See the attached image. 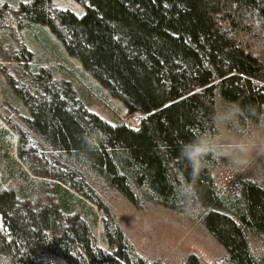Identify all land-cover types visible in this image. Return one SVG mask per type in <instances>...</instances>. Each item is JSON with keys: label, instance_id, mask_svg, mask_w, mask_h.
<instances>
[{"label": "trees", "instance_id": "1", "mask_svg": "<svg viewBox=\"0 0 264 264\" xmlns=\"http://www.w3.org/2000/svg\"><path fill=\"white\" fill-rule=\"evenodd\" d=\"M75 1L82 15L0 0V43L8 19L23 36L0 79V264H167L137 252L107 196L195 215L214 264H264V182L230 194L215 157L194 173L181 155L217 92L264 110V0Z\"/></svg>", "mask_w": 264, "mask_h": 264}, {"label": "rangeland", "instance_id": "2", "mask_svg": "<svg viewBox=\"0 0 264 264\" xmlns=\"http://www.w3.org/2000/svg\"><path fill=\"white\" fill-rule=\"evenodd\" d=\"M51 6L54 9H69L76 15L84 13V7L75 0H51ZM8 24L10 26H6L9 31L6 37L9 36V44L0 43L1 80L15 72L18 59L14 55L19 50L20 41H23L16 20L8 19ZM0 38L6 40L2 36ZM111 103L119 105L116 101ZM96 109L104 116L107 114V110L102 107ZM137 122L138 118H134L132 124ZM213 175L217 185L230 194L235 193L244 180L264 182V144H258L253 149L248 163L241 168L231 169L217 160ZM105 199H108L107 202L133 247L150 260L183 264L189 254H194L205 264H214L224 255L222 247L208 234L195 215H185L150 204L138 209L119 196H107Z\"/></svg>", "mask_w": 264, "mask_h": 264}, {"label": "clouds", "instance_id": "3", "mask_svg": "<svg viewBox=\"0 0 264 264\" xmlns=\"http://www.w3.org/2000/svg\"><path fill=\"white\" fill-rule=\"evenodd\" d=\"M209 130L181 148L182 157L195 173L208 156H213L231 169L245 166L258 144H264V110L254 103H242L217 92L208 116ZM181 195L193 196L191 187H179ZM254 248L264 247V240H255Z\"/></svg>", "mask_w": 264, "mask_h": 264}]
</instances>
